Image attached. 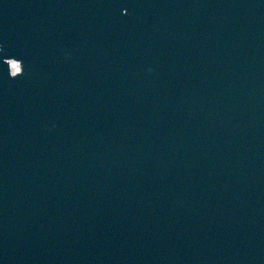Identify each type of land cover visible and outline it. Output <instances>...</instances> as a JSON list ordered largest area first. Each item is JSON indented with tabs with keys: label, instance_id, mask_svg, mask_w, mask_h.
<instances>
[{
	"label": "water",
	"instance_id": "water-1",
	"mask_svg": "<svg viewBox=\"0 0 264 264\" xmlns=\"http://www.w3.org/2000/svg\"><path fill=\"white\" fill-rule=\"evenodd\" d=\"M0 46V264H264V0H0Z\"/></svg>",
	"mask_w": 264,
	"mask_h": 264
},
{
	"label": "snow or ice",
	"instance_id": "snow-or-ice-1",
	"mask_svg": "<svg viewBox=\"0 0 264 264\" xmlns=\"http://www.w3.org/2000/svg\"><path fill=\"white\" fill-rule=\"evenodd\" d=\"M3 52V47L2 46H0V53H2ZM5 62H7V61H5ZM13 67L14 68H18V65L17 64H13ZM19 75H22V73H19ZM18 75V76H19Z\"/></svg>",
	"mask_w": 264,
	"mask_h": 264
}]
</instances>
